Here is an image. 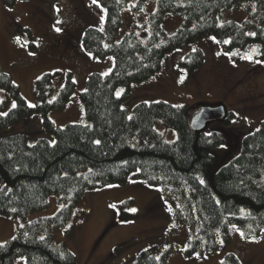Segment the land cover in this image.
I'll return each mask as SVG.
<instances>
[{
  "label": "trees",
  "instance_id": "1",
  "mask_svg": "<svg viewBox=\"0 0 264 264\" xmlns=\"http://www.w3.org/2000/svg\"><path fill=\"white\" fill-rule=\"evenodd\" d=\"M20 1L25 0L6 3L15 6ZM131 1L99 0L106 10L104 30L88 28L85 32L84 47L93 58L115 59L113 71L108 75L91 74L81 94L90 124L57 128L42 106L43 130L55 137V143L41 139L32 144L23 133L0 140V183L5 186L0 192V215L25 219L48 209L52 196H57L61 205L55 216L25 223L13 239L0 244V264H15L20 258H25L26 264H78L65 244L55 242L53 232L65 229L68 238L72 235L74 209L88 191L124 185L132 178L163 188L167 202L181 206L175 210L177 221L192 227L194 216H198L199 234L190 243L188 256L204 249L215 253L216 231L226 245L231 244L232 226L250 239L264 233V121L258 131L244 138L239 157L211 178L208 169L215 161L214 150L227 143L224 134L206 136L192 129L195 118L190 121L188 106L140 103L132 114L124 108L132 98L133 84L151 80L169 55L204 39L215 38L225 53L258 43L264 61V0H256V11L245 24L221 23L220 15L246 0H158L145 40L131 33L119 41L121 11ZM170 14L182 15L185 23L169 36L163 24ZM249 28L255 30L254 36ZM204 61V53L197 49L179 65L191 80ZM49 75L39 82L40 91L50 83ZM120 87L126 90L121 97L117 95ZM75 89L69 78L58 101L61 107L67 105ZM0 91L16 104L5 115L7 102L0 99V131L37 112L23 100L9 74L0 72ZM47 95L43 98L48 99ZM232 118L233 113L221 123L229 126ZM160 121L177 131L176 142H167L157 130ZM225 259L221 264H242L232 254ZM164 262V258H157L156 249L150 248L132 264Z\"/></svg>",
  "mask_w": 264,
  "mask_h": 264
},
{
  "label": "rangeland",
  "instance_id": "2",
  "mask_svg": "<svg viewBox=\"0 0 264 264\" xmlns=\"http://www.w3.org/2000/svg\"><path fill=\"white\" fill-rule=\"evenodd\" d=\"M142 1L133 0L123 7L119 41L131 33L145 40L150 33V18L157 10L158 0ZM14 5L0 0V72L12 77L23 100L37 112L18 125L0 131V140L23 133L32 144L41 139L55 143V137L43 130L41 107L57 128L69 124L89 125L81 100L88 77L108 75L115 67L114 58L95 59L84 47L88 28L104 30L106 10L99 0L97 3L93 0H25ZM256 8V0H246L236 9H225L220 22L245 24ZM184 23L182 15L170 14L163 29L170 36ZM249 33L253 35L255 30L249 28ZM197 49L204 53L205 61L190 80L179 63ZM163 62L154 78L131 86L132 98L124 103V108L132 114L140 103L188 106L192 122L204 109L223 107L225 118L208 123L202 131L206 136L222 133L227 140L224 146L214 150L215 161L208 169V175L213 178L239 157L244 138L258 131L264 121V61L260 59V45L252 43L244 49L225 53L218 40L207 38L169 55ZM45 75H49L50 83L40 91L39 82ZM69 78L76 89L67 105L61 107L58 101ZM125 91L120 87L117 95L121 97ZM41 93H48V99ZM0 99L7 102L5 113L14 108L15 102L5 91H0ZM231 113L234 115L232 124L221 123ZM157 130L169 143L178 140L177 131L162 121ZM4 187L0 183V192ZM50 204L48 209L25 219L0 215V244L13 239L25 223L53 217L61 210L57 196L51 197ZM180 207L178 203L167 202L163 188L132 178L124 185L88 191L74 209L72 235L68 238L65 229H58L53 237L56 243L66 245L78 264H132L150 248L156 249L158 259H165L164 264H221L229 254L237 256L242 264H264V233L250 239L237 226L231 228V244L226 245L216 231L213 234L217 244L215 253L204 249L203 253L188 256L190 243L198 237L200 227L197 215L192 227L187 222L177 221L174 214ZM121 212L125 213L123 217ZM15 264H26V259L20 258Z\"/></svg>",
  "mask_w": 264,
  "mask_h": 264
},
{
  "label": "water",
  "instance_id": "3",
  "mask_svg": "<svg viewBox=\"0 0 264 264\" xmlns=\"http://www.w3.org/2000/svg\"><path fill=\"white\" fill-rule=\"evenodd\" d=\"M226 116L223 107H219L213 110L204 109L200 115H197L191 124L192 129L197 132L204 130L207 124L224 119Z\"/></svg>",
  "mask_w": 264,
  "mask_h": 264
},
{
  "label": "snow or ice",
  "instance_id": "4",
  "mask_svg": "<svg viewBox=\"0 0 264 264\" xmlns=\"http://www.w3.org/2000/svg\"><path fill=\"white\" fill-rule=\"evenodd\" d=\"M93 3H97V0H93ZM57 31H59V29H57ZM253 35H254V34H253ZM213 39H214V38H213ZM30 54H31V53H30ZM12 106L15 107L16 105L13 104ZM30 106H32V105H30ZM5 115H6V113H5ZM96 143L99 144L100 142H99V141H96ZM131 211L135 212L136 210H135V209H131Z\"/></svg>",
  "mask_w": 264,
  "mask_h": 264
},
{
  "label": "crops",
  "instance_id": "5",
  "mask_svg": "<svg viewBox=\"0 0 264 264\" xmlns=\"http://www.w3.org/2000/svg\"><path fill=\"white\" fill-rule=\"evenodd\" d=\"M201 108V107H200Z\"/></svg>",
  "mask_w": 264,
  "mask_h": 264
}]
</instances>
